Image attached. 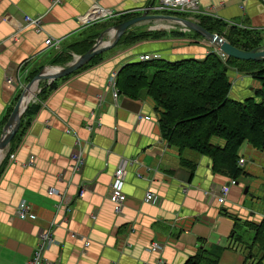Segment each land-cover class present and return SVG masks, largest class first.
I'll use <instances>...</instances> for the list:
<instances>
[{"label": "crops", "instance_id": "obj_1", "mask_svg": "<svg viewBox=\"0 0 264 264\" xmlns=\"http://www.w3.org/2000/svg\"><path fill=\"white\" fill-rule=\"evenodd\" d=\"M160 2L0 0V135L23 88L40 75L23 130L18 128V137L0 156V264H26L41 229L50 228L54 242L45 257L57 264H189L194 258L199 264L258 262L264 228L254 244L255 233L246 225L264 221V152L243 142L236 156L245 176L227 186L232 179L214 172L209 157L178 153L161 138L159 111L145 91L132 99L116 87L119 71L142 55L173 62L203 59L219 50L182 25L157 19L131 27L114 49L72 73L47 76L84 55L104 30L142 14L187 19L225 41L224 24L264 37V0H200L190 15L153 10ZM93 6L99 14L112 15L100 14L86 25L82 18ZM25 17L41 18L39 32L26 26ZM158 32L165 36L130 43L133 36ZM112 34L104 35L103 44ZM49 38L58 47L46 46ZM228 81L234 100L251 97L255 90L252 80L234 71ZM76 142L84 148L85 161L81 172L72 174ZM122 161L131 165L122 185L126 200L115 214L110 187ZM221 186L228 190L219 204ZM49 189L62 194L69 212L56 211L58 198L49 197ZM148 191L159 203L145 202ZM21 203L29 206L34 221L14 216ZM155 244L161 246L158 252L150 250Z\"/></svg>", "mask_w": 264, "mask_h": 264}, {"label": "trees", "instance_id": "obj_2", "mask_svg": "<svg viewBox=\"0 0 264 264\" xmlns=\"http://www.w3.org/2000/svg\"><path fill=\"white\" fill-rule=\"evenodd\" d=\"M216 25L220 24L217 22ZM223 26L228 32L226 41L238 50L247 52L261 43V38L254 33ZM206 30L213 33L210 28ZM163 36L164 32L145 33L133 36L130 43ZM195 36L199 37L198 34ZM233 71L259 83L251 97L243 100L229 97L228 76ZM116 87L119 93L132 99H137L145 91L159 111L161 138L178 153L190 150L209 157L214 172L225 174L231 181L245 176L243 169L237 166L239 159L236 156L243 142L264 152V61L227 58L222 63L214 52L203 59L139 61L119 71ZM30 108L28 106L22 116L20 130H23L24 118ZM213 138L221 140L222 145L214 143ZM182 163L186 164L183 159ZM234 225H237L236 221ZM246 226L255 233L252 243L258 244L264 221L258 226ZM260 249V258L254 264H259L264 257L262 244ZM189 264H199L198 259L194 258Z\"/></svg>", "mask_w": 264, "mask_h": 264}, {"label": "built area", "instance_id": "obj_3", "mask_svg": "<svg viewBox=\"0 0 264 264\" xmlns=\"http://www.w3.org/2000/svg\"><path fill=\"white\" fill-rule=\"evenodd\" d=\"M200 0H161L160 3H158L154 8H152L155 11H166V12H180L184 15H190L193 13H196L198 11ZM97 7L93 6L92 9L89 11V13L82 18V21L84 24L88 25L92 22L97 21L100 18V14H104L101 17H107L112 14H105L101 10H99L100 14L97 13ZM24 21L26 23V26L31 27L35 32H39L40 26L42 24L41 18H29L25 17ZM229 27V26H228ZM15 41L16 38H13ZM44 44L46 46H53L58 47L57 43L52 42L51 38L44 41ZM217 54L219 56V60L222 63H225V60L227 57L217 51ZM161 59L158 54H150V55H142L139 57L140 62L145 61H151V60H157ZM113 79L110 81L113 84ZM8 82H10V79H7ZM112 96L116 97V92L112 93ZM35 101V100H34ZM144 119H148L147 117H144ZM85 154H84V148L81 144L75 143V149L70 155V168L69 171L72 174H78L81 172L82 167L84 166L85 161ZM10 159H13V155L10 156ZM32 162V158L30 157L28 160V165H30ZM131 165L130 162L122 161L118 168L116 169L113 181L110 187V195L109 200L113 204V211L115 214H119L123 208L124 202L126 200V196L123 194L122 191V185L124 182V176L126 172L127 166ZM237 165H242V160L239 159L237 161ZM234 181H229L227 186L234 185ZM227 186H221L219 188V195H218V202L219 204H222L225 200V196L227 194ZM47 195L49 197H56L58 198V201L55 205V209L57 212H61L62 209H65L63 212H69L70 208L68 209L67 204L64 203L65 198L62 196L60 192H58L55 189H49L47 191ZM159 198L154 194L152 191H148L145 194V202L156 204L159 203ZM14 216L19 220H30L34 221L36 219V216L30 212L29 206L25 203H21L16 212L14 213ZM74 237V236H72ZM53 237H52V229H41L40 234L38 235V241L37 244L34 247L33 254L31 255V258L28 260L26 264H57V262L51 261L45 257L46 252L50 249V247L53 245ZM89 245L88 242L84 243V247H87ZM160 245H153L151 246L150 250L154 252H158L160 250ZM159 264V263H158Z\"/></svg>", "mask_w": 264, "mask_h": 264}, {"label": "water", "instance_id": "obj_4", "mask_svg": "<svg viewBox=\"0 0 264 264\" xmlns=\"http://www.w3.org/2000/svg\"><path fill=\"white\" fill-rule=\"evenodd\" d=\"M168 20L171 22H176L182 25L184 28L188 29L191 32H194L201 36L203 39L207 40L209 44L214 46L219 52L223 53L227 58H232L240 61H253V62H263L264 61V37L261 39V43L251 49L250 51L244 52L238 50L231 45H229L225 40L221 39L217 34H212L205 31L202 27L196 23L182 18H174L168 16H150L147 14H142L140 16L131 18L130 20L118 23L115 26H112L104 30L100 35L98 40L91 46V48L82 56L78 57L70 66L60 70L56 74L47 75L49 78H57L60 76L67 75L73 71L80 68L82 65L87 63L95 55L104 53L110 49H114L115 45L118 43L119 38L126 34L128 30L139 24V23H150L153 20ZM112 34L111 40L107 44H103V37L106 34ZM100 45L104 48H99ZM40 75L33 78L22 90L17 102L15 103L7 122L5 123L1 135H0V155L4 149L9 145L11 139L15 136L22 116L24 115L30 101L33 99L31 96H36V92H39V89L36 91L33 90L34 84L39 79ZM37 88V87H36ZM31 98V99H30Z\"/></svg>", "mask_w": 264, "mask_h": 264}, {"label": "rangeland", "instance_id": "obj_5", "mask_svg": "<svg viewBox=\"0 0 264 264\" xmlns=\"http://www.w3.org/2000/svg\"><path fill=\"white\" fill-rule=\"evenodd\" d=\"M150 25V24H149ZM165 26H167V25H165ZM249 80H251V79H249ZM254 85V89H257L258 87H259V83L256 81V80H252L251 81V83H250V87H251V85ZM236 99V98H235ZM144 119V118H143ZM212 140H215L216 142H221V140H219L218 138H213Z\"/></svg>", "mask_w": 264, "mask_h": 264}, {"label": "bare ground", "instance_id": "obj_6", "mask_svg": "<svg viewBox=\"0 0 264 264\" xmlns=\"http://www.w3.org/2000/svg\"><path fill=\"white\" fill-rule=\"evenodd\" d=\"M33 90H34V88H33ZM31 98H32V96H31ZM31 98H30V99H31ZM0 156H1V155H0Z\"/></svg>", "mask_w": 264, "mask_h": 264}]
</instances>
